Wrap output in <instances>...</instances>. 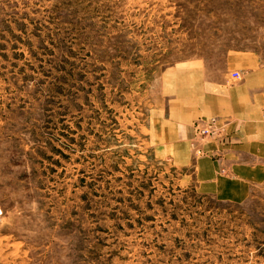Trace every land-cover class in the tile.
Wrapping results in <instances>:
<instances>
[{"label": "rangeland", "instance_id": "374dc122", "mask_svg": "<svg viewBox=\"0 0 264 264\" xmlns=\"http://www.w3.org/2000/svg\"><path fill=\"white\" fill-rule=\"evenodd\" d=\"M245 52L264 0H0V264H264V181L201 192L159 135Z\"/></svg>", "mask_w": 264, "mask_h": 264}, {"label": "crops", "instance_id": "0c3cea01", "mask_svg": "<svg viewBox=\"0 0 264 264\" xmlns=\"http://www.w3.org/2000/svg\"><path fill=\"white\" fill-rule=\"evenodd\" d=\"M234 62L244 64L243 82L228 78ZM226 71L225 77L214 80L206 71H179L175 75L179 97L172 101V113L159 135L161 149L173 151L180 165L195 164L198 190L233 202L245 199L251 185L264 181V164L250 163L264 159V67L254 54L235 53L229 56ZM215 117L221 125L227 124L228 136L216 154L215 145L206 144L207 154L194 163L190 150L194 125Z\"/></svg>", "mask_w": 264, "mask_h": 264}, {"label": "built area", "instance_id": "2783aa9c", "mask_svg": "<svg viewBox=\"0 0 264 264\" xmlns=\"http://www.w3.org/2000/svg\"><path fill=\"white\" fill-rule=\"evenodd\" d=\"M235 78H240V72H234ZM195 139L191 143V150H193L194 158L199 159L207 154L204 146L208 143L215 145L216 149L224 142L228 136L227 124L221 125L219 118L210 120H200L194 125ZM219 151L217 149L215 154Z\"/></svg>", "mask_w": 264, "mask_h": 264}]
</instances>
